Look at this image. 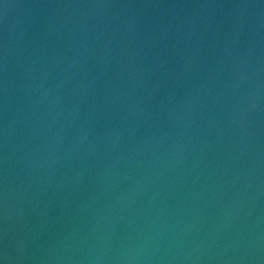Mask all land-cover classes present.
Returning a JSON list of instances; mask_svg holds the SVG:
<instances>
[{"label": "water", "instance_id": "obj_1", "mask_svg": "<svg viewBox=\"0 0 264 264\" xmlns=\"http://www.w3.org/2000/svg\"><path fill=\"white\" fill-rule=\"evenodd\" d=\"M0 264H264V0H0Z\"/></svg>", "mask_w": 264, "mask_h": 264}]
</instances>
